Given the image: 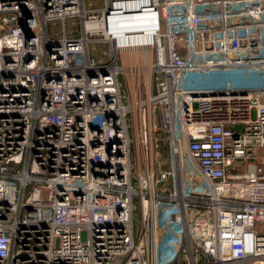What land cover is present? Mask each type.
<instances>
[{
	"label": "built area",
	"instance_id": "built-area-1",
	"mask_svg": "<svg viewBox=\"0 0 264 264\" xmlns=\"http://www.w3.org/2000/svg\"><path fill=\"white\" fill-rule=\"evenodd\" d=\"M103 2L0 0V264H264V0Z\"/></svg>",
	"mask_w": 264,
	"mask_h": 264
},
{
	"label": "rangeland",
	"instance_id": "rangeland-1",
	"mask_svg": "<svg viewBox=\"0 0 264 264\" xmlns=\"http://www.w3.org/2000/svg\"><path fill=\"white\" fill-rule=\"evenodd\" d=\"M85 1H86V7L88 8V10L101 8L104 6L103 0H85ZM66 26L69 30L75 29V28L79 29L80 22L78 19H70L66 22ZM104 50H106V47H104L102 45H97L96 51L93 50V46H92L91 47V55L97 56L100 52H102ZM138 63H139L138 66H140V68L144 67V61L139 56H138ZM124 64H126L125 61H124ZM128 72L127 71L125 72L126 75H124L121 80L124 81V90H125V93L128 95L129 99H130L131 93H132V95H134V97H136L137 94L139 96L144 95V82H145L144 79L148 80V76L146 75L145 71L142 70V73L139 76L137 74H134V72H132V71H131V75L129 74L130 72L129 73ZM150 73H151V71H150ZM139 80L141 83L140 86H139ZM135 84H136V86H135ZM147 85L148 84L146 83V86ZM151 87H152V91H153V82L151 84ZM158 151H159V149L157 150V152ZM160 151H161V153H163V151H164L163 147H161ZM139 223H140V219H139V214L137 213L135 215V226H138ZM166 256H167V258L172 257L173 253L169 250V252L166 254Z\"/></svg>",
	"mask_w": 264,
	"mask_h": 264
},
{
	"label": "bare ground",
	"instance_id": "bare-ground-1",
	"mask_svg": "<svg viewBox=\"0 0 264 264\" xmlns=\"http://www.w3.org/2000/svg\"><path fill=\"white\" fill-rule=\"evenodd\" d=\"M136 26V24L134 23H129V24H125V23H122L120 24V26L118 27H121V30L120 32L123 33L124 29H130V27H134ZM123 35V34H121ZM122 42H124V38L122 37ZM142 58V60L144 61V67L140 68V66H138V56ZM122 60L125 61L126 64H124V71L128 72L130 75H131V71L132 72H135V71H139V70H144L146 75L148 76V80H147V89H148V86H149V81H150V71L152 69V66H151V54L149 51H147V53L145 52H141V51H130V52H123V55H122ZM123 61V63H124ZM133 74V73H132Z\"/></svg>",
	"mask_w": 264,
	"mask_h": 264
},
{
	"label": "trees",
	"instance_id": "trees-1",
	"mask_svg": "<svg viewBox=\"0 0 264 264\" xmlns=\"http://www.w3.org/2000/svg\"><path fill=\"white\" fill-rule=\"evenodd\" d=\"M67 27V26H66ZM56 28H59V25H57L56 26ZM68 31L70 32V33H72V36L74 37V38H77L78 36H79V34H80V28L79 29H68ZM122 83H123V81H122Z\"/></svg>",
	"mask_w": 264,
	"mask_h": 264
},
{
	"label": "water",
	"instance_id": "water-1",
	"mask_svg": "<svg viewBox=\"0 0 264 264\" xmlns=\"http://www.w3.org/2000/svg\"><path fill=\"white\" fill-rule=\"evenodd\" d=\"M24 16V20H26V19H28L29 17H30V15H28V14H26L25 12H24V14H23Z\"/></svg>",
	"mask_w": 264,
	"mask_h": 264
}]
</instances>
